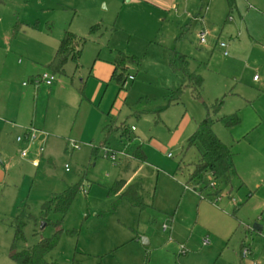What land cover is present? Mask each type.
Masks as SVG:
<instances>
[{"label": "rangeland", "instance_id": "obj_1", "mask_svg": "<svg viewBox=\"0 0 264 264\" xmlns=\"http://www.w3.org/2000/svg\"><path fill=\"white\" fill-rule=\"evenodd\" d=\"M31 1L23 4L19 0H0V107L28 114L33 99L38 98L44 110L48 87L31 83L32 78L25 74L26 65L37 62L36 58L44 60L47 51L43 46L64 28H77L79 37L87 42L78 64L69 61L64 74H55L53 85L63 84L50 102L49 118L61 116L66 132L63 139L40 141L38 130L28 127L19 137L24 138L33 129L36 139L17 150L15 134L0 136L7 148L11 145L16 160L6 184L0 185V264H15L10 258L14 237L12 218L25 210L38 219L44 202L73 186H80V191L61 227L55 229L51 225L43 227L41 221L30 222L24 231L25 241L17 245V252L62 230L57 248L47 257L58 264H72L73 260L79 264H264V230L253 231L255 224L264 225L234 215L232 209L227 211L230 190L226 186H219V199L208 193L200 196L185 188L198 154L194 149L186 150V139L180 138L177 127L186 109L192 114L195 105L204 109L202 101L209 103L203 93L202 101L196 99L183 77L171 74L167 63L165 70L161 48L153 47L181 46V42L176 46L172 39L175 29L178 30L175 23L172 25L173 14L165 20L159 19L156 10L142 6L138 20H133L131 7L125 5V0H46L40 4ZM207 4L208 0L187 2L192 30L182 43L183 52H188L185 55L190 58L189 71L204 77L207 65H202V58L206 47L199 43L197 33L203 28L213 30L212 26L201 27L199 23ZM226 14L221 23L213 25H218L219 43L229 47V43L248 39L249 44L251 41L264 44V28L252 25L249 35L239 36L237 28L231 31L229 24L225 25ZM230 18L241 19L236 12ZM97 25L100 29L94 33L92 29ZM7 43L14 57L6 54ZM128 48L140 59V65L130 66L128 75L136 81L121 89L111 79L114 50L129 54ZM228 52L232 57L231 49ZM50 58L47 65L38 64L34 76L51 74L48 64L53 61V55ZM96 63L111 69L101 91L93 80L97 79L93 69ZM208 68H213V64ZM214 80H207L212 90L216 88ZM176 89L183 91L182 103L167 106L164 99L167 91ZM99 104L102 109H112L116 121L108 122L114 131L107 138L91 113ZM14 116L0 115L4 124L20 127L21 119L17 121ZM237 116L247 122L252 114L242 109ZM219 123L224 144L235 154L242 151L244 146L233 144L231 130ZM132 128L136 131L131 134ZM123 129L129 132L125 137H122ZM25 149L29 163L16 158V153ZM139 149L146 156L144 162L132 158ZM34 160L39 161L37 167L30 163ZM119 181L125 182V188L139 182L147 208L135 209L122 201L123 191L110 193ZM49 219L56 223L61 218L51 213ZM144 240L148 245H144ZM251 249L254 254L242 257L244 250Z\"/></svg>", "mask_w": 264, "mask_h": 264}, {"label": "crops", "instance_id": "obj_2", "mask_svg": "<svg viewBox=\"0 0 264 264\" xmlns=\"http://www.w3.org/2000/svg\"><path fill=\"white\" fill-rule=\"evenodd\" d=\"M19 1L24 4L28 0ZM45 1L46 0H33L31 2L33 4H40ZM187 2H190V0H125V5L131 7V9L129 8V10H132L131 13L133 20H138L137 14L139 10L143 9L142 6L156 10L158 12H156V14L160 16L159 19H162L163 17L165 20V17H170L171 14H173L174 20L172 22V25L175 23L178 30L175 29V33L173 34L172 39L176 43V46L177 44H179V42H181L179 44L181 46H179V48L177 46V49H163L159 45H154L153 47L161 48V53L163 52L161 55V63L163 68L166 70L167 63L171 74L176 77L181 75L186 82V85L187 81L184 75L180 72H174L171 69L168 60V52L169 50L174 49L184 55L185 53H188L183 52L185 51L183 50L185 48L182 47L183 40L186 39L185 36L187 34H190L192 30L191 24L189 23V19H192V16L189 12H187ZM228 8L229 7L226 0H208L205 16L202 17V20L199 22L201 27H213L212 31L204 30L203 28L197 33V39L200 32L207 31L210 33L209 42L207 43L208 45H204L206 47V55L202 58V65H207V68L205 70L206 76L204 77L201 75L203 77V92L201 91V93L204 94V97L206 98L210 106L215 104L217 101L223 100L221 109L217 114V121L213 127L215 134L220 140L221 131L219 130V122L221 118L238 114L242 109H247L252 114L250 121L245 122L243 118L241 119V122L237 127L230 129V136L233 139V144L240 143L238 147H244L242 148V151L240 150L241 152L238 151L236 154L233 152L236 174L231 178V184L229 186H226L227 189L230 190L227 195V197H229V201L226 203V205L227 211H229V209H232L234 215H236L237 213V216L239 215V217L248 219V221L252 223L260 221L261 223H263L262 225H264V44H262L261 42L253 43V41H251V43L249 44L248 39H246V41L243 40V43L239 42L237 44L234 42L233 45L229 43V47L227 46V51L228 49H231L233 56L231 57L230 54L228 56H224V50L221 49L218 45L219 36L216 35V27H218L217 24L223 21L224 13H227L224 22L225 25L229 24L228 26H230L231 31H234V28H237L239 36L241 35V33L243 36L245 34L249 35L252 29V25H257L264 28V0H236L235 9L231 12ZM233 12L239 14V17L241 18L239 21H231L230 16L233 14ZM67 17H69V14L67 15ZM198 20L199 19H196L194 21L198 22ZM214 23H217L215 24V27L213 26ZM71 29L74 30L72 31L74 32V34L79 36V30L77 28L71 27ZM71 29L64 28V30H62L61 32H57L55 38L51 42H49V44H45V46H43L44 51H47V57L45 56L46 58L44 60L36 58L35 61L39 63L33 62V64L28 63L26 65L25 74L29 75L32 78L31 83L37 84L36 81H38L40 77V75L34 76V73H36L38 70V64L47 65L46 63L48 61V56L49 60L51 59V55H53V57L55 56L65 32L67 30L71 31ZM181 30H183V32ZM147 31L150 32V28ZM183 33L186 35L181 38V35ZM245 42L248 43L245 44ZM6 45H8L6 54L8 56L14 57V55H12L10 51L11 45H9V43H7ZM114 51L115 53L122 52L117 50ZM126 51L129 53L128 55L137 56L135 52H129V48L126 49ZM212 64L213 68L209 70L208 67H210ZM93 69H95L94 74L97 77V79L94 78L93 80L98 84L96 86H98L99 91H101L102 87L105 86L106 77H109L111 69L110 67L104 68L103 65H99L97 63L94 65ZM114 70L115 67L113 62V72L111 75V79L113 77ZM224 73H226V75H224ZM251 76H253L252 84L250 82ZM255 77H258V79L255 80ZM36 78L38 79L36 80ZM212 78L215 79V90H212L210 88L211 85L209 86L207 82V80H213ZM135 81L136 80L134 79L131 82ZM61 84L63 83L59 82L55 86L52 85L51 87H48V96L46 97L44 103V110L42 109L44 108V106L42 107L39 105L38 98L33 99V106L28 111V114H26V112L23 114L20 112H13V109L10 107H0V115L12 114L16 115L14 116V118L17 121L21 119L19 122L21 126L16 128L14 126L10 127L9 125L4 124L2 122V118L0 117V136L3 133H13V135L15 134V137L17 138L21 135V132L23 133L25 129L31 127L38 130L40 141L44 140L48 143L50 140H62V136L66 135V132L64 131L65 122L61 120V116L59 114L57 116L53 115L51 117L52 119L49 118L50 102L55 96L56 92L62 89ZM38 89L40 90L39 87ZM170 91L173 90L167 91V94L164 98L165 101ZM35 92L36 90L33 88L31 94L32 97L36 95ZM200 101H202V97ZM180 103H182V101L177 104L180 105ZM202 104L205 106V108L203 107L204 109H198V106L195 105V112L192 114H189L188 109H186L184 117L177 127V130H180V138L186 139V145L188 139L195 133L198 124L208 116L207 106L209 105L205 104L203 101ZM100 107L101 106L99 104L97 108H92L91 113L94 117H96L95 119L97 121V125L100 129H102V135L107 138V133H110L111 130L114 131L112 125H107L108 122H110V124L111 122L112 124H115L116 121L114 120V117H112V109H102ZM39 116L41 117V121L39 120ZM106 129H109L110 131L107 132ZM115 129H118V127H116ZM133 129L134 128H132L130 131L131 134L136 131ZM128 134L129 132H127V135ZM127 135H123L122 130V137H125ZM16 138L14 145L18 150L19 148L21 149L24 144H18L16 142ZM113 156L115 159V155ZM16 158L20 162L29 163V157L27 156L26 158H22L21 153H16ZM132 158L139 159L142 162L146 161V156L140 149L134 153ZM15 162L16 160H14V157L12 155L11 145L10 148H7L3 143H1L0 139V185L6 184L10 169L11 167L14 168ZM32 162L30 163L32 164ZM32 166L34 165L32 164ZM128 187L125 188L124 185V187L120 191L125 192ZM219 197L220 195L216 198L219 199ZM235 198L237 200H235ZM13 219L14 218H12V221ZM249 251L250 254H254L252 249ZM10 254L12 256L14 252H11Z\"/></svg>", "mask_w": 264, "mask_h": 264}, {"label": "trees", "instance_id": "obj_3", "mask_svg": "<svg viewBox=\"0 0 264 264\" xmlns=\"http://www.w3.org/2000/svg\"><path fill=\"white\" fill-rule=\"evenodd\" d=\"M229 10L232 12L236 6V0H226ZM100 29V26H95L92 31L95 33ZM186 34H182L181 38ZM87 40L67 30L57 49L53 61L48 68L53 75L64 74V68L69 61L76 65L83 55V50ZM168 60L171 69L174 72H180L184 75L187 81V87L190 88L194 97L201 99V91L203 87V78L189 71L188 56L178 52L177 50H169ZM131 65H140V59L128 55L123 52H117L114 60V74L112 80L119 86L123 87L127 79L130 77L128 71ZM183 95L182 89L170 91L166 97L167 106L177 104L181 101ZM223 100L217 101L215 104L207 107L208 116L197 126L195 133L188 139L186 150L194 149L198 154L197 162L192 164V171L189 174L188 181L185 184L186 189L197 192L200 196L203 193H208V196L218 197L221 190V185L229 186L231 178L235 176L234 153L227 147L215 134L213 127L216 123V118ZM223 126L227 129L237 127L241 120L237 114L225 116L220 119ZM109 132V129H106ZM127 130L123 129V135H127ZM109 134V133H107ZM215 184V188L211 185ZM124 182H116L110 193H117L124 187ZM80 191V186L68 187L63 193L54 195L48 201L41 205L39 218L36 219L25 210L15 217L12 221L11 228L14 230V237L11 245V260L15 264H58L50 262L47 257L57 248L62 230H58L51 238L40 240L36 245L28 247L23 251L17 252V245L25 241V228L34 221L45 226H52L59 229L67 216L72 203L75 200L77 193ZM142 185L140 183L133 184L123 192L121 200L127 202L131 207L139 210H144L147 206L141 196ZM51 213H56L60 216V220L56 223H51L49 217ZM74 236V233H70ZM72 264H79L73 260ZM102 264V262L98 263Z\"/></svg>", "mask_w": 264, "mask_h": 264}, {"label": "built area", "instance_id": "obj_4", "mask_svg": "<svg viewBox=\"0 0 264 264\" xmlns=\"http://www.w3.org/2000/svg\"><path fill=\"white\" fill-rule=\"evenodd\" d=\"M21 1H24V0H21ZM209 36H210V33L207 32V31L200 32L198 34L199 43L201 45H203V46L206 45ZM218 45H219V47L221 49L224 50V56H228L229 53L227 51V45L225 43H219ZM257 79H258V77H255V80H257ZM133 80H134V78L130 76L127 79L126 83L123 85L122 88L125 89L127 87L128 82H131ZM54 81H55V75H53L52 73L51 74L50 73H45V74H43V75H41L39 77V79H38V81H36V83H42V84L46 85L47 87H51L53 85ZM133 130H135V129H133ZM35 139H36V131L31 129V130L27 131V133L25 134L24 138L18 137L16 139V142L18 144H20V145L21 144H31L32 142H34ZM27 156H28V150L27 149L22 150L21 151V157L22 158H26ZM112 158L114 159V156ZM32 164L35 167H37L39 165V161L38 160H34L32 162ZM66 171H68V167H66ZM211 187L215 188V184H212ZM204 245H207V241L204 242ZM249 255H250V251L249 250H244L242 252V257H247Z\"/></svg>", "mask_w": 264, "mask_h": 264}, {"label": "water", "instance_id": "obj_5", "mask_svg": "<svg viewBox=\"0 0 264 264\" xmlns=\"http://www.w3.org/2000/svg\"><path fill=\"white\" fill-rule=\"evenodd\" d=\"M43 227H45V226L43 225ZM262 230H263V227H261L257 224H255L253 226V231H255V232H261ZM143 243H144V245H148V242L146 240H144Z\"/></svg>", "mask_w": 264, "mask_h": 264}]
</instances>
